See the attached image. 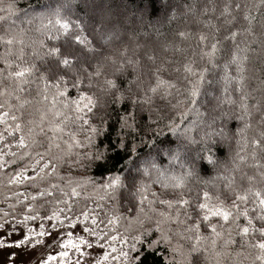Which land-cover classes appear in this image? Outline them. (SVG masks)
Masks as SVG:
<instances>
[{"label":"snow or ice","instance_id":"6c2138e0","mask_svg":"<svg viewBox=\"0 0 264 264\" xmlns=\"http://www.w3.org/2000/svg\"><path fill=\"white\" fill-rule=\"evenodd\" d=\"M114 2L78 0L76 5H72L65 0L50 13L56 17L54 21L49 20L54 33L49 31L46 39L35 35L39 29L0 27V44L4 45V53L0 57L3 64L0 67V175L6 178L7 186L24 188L23 192L11 193L17 198L15 203L8 204L7 211L0 209V249L35 251L45 246L59 249L55 254L48 252L36 264H52L58 258L59 264H109V261L113 264H145L147 256L155 248L165 243L172 246L174 234L161 229L162 222L170 221L183 225L185 235L181 239L194 241L186 251L181 246L182 264H208V248L201 244L208 237L202 236L200 229H211L212 236L219 237L227 224L236 225L243 235H248L250 230L253 238L259 234L260 239L252 246L260 250L261 254L256 259L264 264V191L252 187L253 176H246L249 186L241 191L232 172L214 151L228 144L234 135L239 136L253 127L251 121L254 117H257L258 131L250 141L253 158L257 149L264 151V101L244 90L245 76L242 73L248 56L239 54L254 50L247 47L233 50L224 65L225 68L235 65L237 75L229 83L235 82V92L240 101L236 103L229 98L228 109L224 107L225 101L212 92L206 94L208 100L199 106L197 97L201 95L200 84L207 69L193 71L192 66L186 63L185 72L197 77L189 96L191 105H197L196 115L200 123L192 129L185 128L183 132L180 131L182 126L175 122L163 128L158 126L156 136H163L166 128L176 134V140L167 144L163 140L159 144L150 142L153 143L154 154L150 152L145 158H140L136 145H129L126 139L137 133L138 111H144V105L150 103L152 96L160 94L166 97L171 94V89L176 88L175 83L161 75L165 68L163 63L157 66L159 53L172 49L174 38L189 37L190 33L180 24L190 17L219 32L210 17L201 19L215 13L217 4L215 0H142V6L125 14L113 8ZM260 5H264V0H258L256 6ZM14 6L9 5V8ZM240 9L239 0L234 6L232 0H228L217 18L223 17V22L231 25L236 20L232 13ZM249 15L245 11L243 19L251 23ZM2 19L5 17H0ZM238 31L232 30L223 39L235 44ZM246 31L250 32V29ZM197 39L201 45V59L207 58V62L215 67V58L222 50L221 41L213 34L209 44V37L203 32ZM26 48L32 50L26 51ZM175 50L180 51L178 47ZM33 83L43 85L45 102L48 101L46 93L49 89H55L53 101L60 98V107L52 106L55 123H48L47 110L36 109L35 116L25 114L24 108L31 102H21L20 94L26 91V85ZM260 85L264 86V79L260 80ZM73 91L75 95H71ZM227 91L225 88L224 92ZM37 95H40L39 91ZM250 99L253 100L251 104ZM61 108L67 109L68 114ZM119 108L124 109V114L117 116L122 135L115 147L130 152L131 167L123 175H110L99 184L105 192L100 200L109 203L111 208L99 202L92 207L88 196L81 204L84 189L70 173L62 174L61 166L67 163L77 171H87L101 167V162L106 164L107 149L101 151L94 140L104 133L111 113ZM233 120L243 124L235 133L230 127ZM152 123L158 125V121L153 120ZM69 124L76 131L69 129ZM65 132L71 137V146L79 149L74 156H68L62 150L59 143L62 136L56 135ZM77 133L84 134L82 140L77 138ZM244 139L247 146L249 141ZM192 145H196L195 150ZM131 155H137V159L132 160ZM236 155L241 161L245 159L239 153ZM206 166L212 169L224 167L228 174L218 177L224 181V193L217 190L212 195L202 190L195 200L186 197L183 189L187 182L198 178L197 170H205ZM177 167L179 174L175 171ZM254 167L264 179L259 161ZM86 183L96 187L94 180L88 179ZM157 186L159 191H153ZM169 189L176 198H163ZM177 189L180 190L178 193ZM157 203L167 209L177 206L175 218L170 212H158L154 207ZM17 205L22 209L20 212L16 211ZM122 207L129 216L134 211L137 213L134 219L139 230L138 234L131 236L132 243L120 235L117 228L119 225L127 232L132 223L129 216L120 211ZM100 210H103V216ZM241 217L246 221L244 227L237 223ZM254 220L260 221L261 226L257 227ZM37 221L40 223L36 227H29V222L36 224ZM153 224L155 231L152 230ZM157 232H162L160 237L151 239ZM13 235L18 238L11 239ZM118 236L119 243L125 246L120 249L115 247ZM143 238H148L149 242L142 254L137 242L143 244ZM212 244L215 246V239ZM97 248L101 249L98 256L93 255ZM106 248H110L111 253ZM172 251L175 253L177 249L172 248ZM17 256V251L9 253L7 264H15ZM27 264L33 262L29 260Z\"/></svg>","mask_w":264,"mask_h":264},{"label":"trees","instance_id":"16d2710c","mask_svg":"<svg viewBox=\"0 0 264 264\" xmlns=\"http://www.w3.org/2000/svg\"><path fill=\"white\" fill-rule=\"evenodd\" d=\"M125 1L133 8L142 5V0ZM64 2L65 0H0V9H2L0 10V17H5V19L0 20V27L6 28L11 26L14 29H39V32L35 33V35L41 39H46V35L49 31L54 33V29L52 28V25L49 24V20L54 21L56 17L50 15V13L52 10L56 9L59 4ZM69 2L72 5H76L78 0H69ZM239 2L241 4L240 11H234L232 13L236 16V20L233 24L227 25L218 18H211L215 27L219 29V32H215V29L212 26L205 27L203 23H198L194 18L190 17L186 20L188 23L186 24V27H182V22L180 24V27L190 33L189 37L186 39L176 37L172 49L167 52L159 53L157 66H159L160 63H163L165 68V71H163L161 75L165 80L175 83L176 88L171 89V94L166 97L160 94L152 96L150 103L144 105V111H138L136 117L139 125L137 133L127 136L126 139L129 145L133 143L136 145L137 155L140 158H145L150 152L154 154L153 143L159 144V142L163 140L167 144L170 141L174 142L176 140V134L169 132L166 128L164 129L163 136H156L155 131L158 129V126L163 128L164 125H167L170 122H175L177 125L182 126L180 131L183 132L185 128L192 129L195 125L200 123L199 118L196 115L197 105H191V97L189 96V92L193 84H195L197 77L185 72L184 65L186 63L192 66L193 71L207 69L205 79L200 84L201 95L197 97L199 106L205 104V101L208 100L206 94L212 92L214 96L225 101L224 107L225 109H228L229 105L227 101L229 98L235 100L236 103H239L240 101L239 95L235 92V82L232 81L229 83L231 78L237 75L235 65H229L227 68H225L224 65L230 59V54L233 50L239 51L246 47L250 48L254 51L239 53L240 55L248 56V60L244 64L245 72L242 73L245 76L244 90L248 92L250 96H254L257 99L264 101V86L260 85V80L264 79V5L254 7L249 0H239ZM9 5L15 6L9 8ZM245 11L250 14L249 18L251 23L243 19ZM65 15L67 16L68 13H65ZM23 18L25 19V22L22 20ZM72 19H75V17L73 16ZM202 19L207 20L205 17ZM229 19H231V17H229ZM246 29H250V32L246 31ZM232 30H239L235 44H233L231 40L223 39L224 36ZM201 32L208 35L209 44L212 42L213 34H215L222 43V50L217 54L214 61L216 65L215 67L207 62V58L201 59L202 50L197 39L198 34ZM27 42L28 41H26V43ZM117 47H119V45H117ZM176 47H178L180 51H176ZM25 50L31 51L32 49L26 48ZM3 53L4 45L0 44V57H2ZM0 67H3L2 63H0ZM257 69H259V71H257ZM225 88L228 89L227 93L224 92ZM25 89L26 91L20 94L21 102L24 100L31 102L24 108L25 114L32 113L35 116L37 115L35 111L36 109L47 110L46 119L48 123H55L56 121L52 114V106L55 105L59 108L62 103L59 97L53 101L52 97L55 95V89H49L47 91V102L43 100L45 92L42 84L37 85L33 83L31 85H26ZM254 89L256 91H253ZM38 91L40 92V95H37ZM92 91L97 90L93 89ZM97 94L99 93L97 92ZM71 95H75V92L73 91ZM252 102L253 100L250 99L249 103L251 104ZM13 103H16V101H13ZM60 110L65 114H68L67 109L61 108ZM181 113H184V115H181ZM123 114V108H119L118 111L112 112L111 119L109 124L105 126L104 133L99 137H96L94 140V143L100 147L101 151L107 149L105 153L108 158L106 164L101 162V167H94L87 171H77L67 163L61 166L62 174L70 173L73 179L79 182L84 189L80 197L81 204L86 202L84 197L88 196L91 198L92 207H95L96 203L99 202L104 203L107 208H111L109 203L100 200V197H103L105 192L99 188V184L110 175H123L131 167L129 163L130 152L126 149L115 147V145L119 143V138L122 135L120 132V126L117 123V116ZM256 118L257 117H254L251 121L253 127L242 132L244 133L243 136L240 137L234 135L228 144L221 147L218 151L214 150L216 151V155L220 157L222 164L232 172V175L236 179V186L241 191L249 186L246 176L254 177V180L251 182L253 188L264 191V179L258 175L257 169L254 167L257 161H259L261 165L260 171H264V151L257 149L256 157L254 159L252 156L253 149L250 143L251 139L257 136L258 127L255 124ZM153 120L158 121V125L152 123ZM230 127L232 128L233 133H235L237 127L242 128L243 124H238L237 121L233 120L230 121ZM69 129L76 131L71 124H69ZM56 135L62 136L59 143L61 144L62 150L67 153L68 156H74L75 153L79 151V149L71 146V137L67 135V132L56 133ZM83 135L84 134L82 133H77V138L82 140ZM244 138H247L249 141L247 146H245ZM238 140L239 143H237ZM192 148L195 150L196 145H192ZM241 149L243 150L241 151ZM237 153L244 156L245 159L243 161L239 160L236 155ZM137 155H131V159L136 160ZM164 163L165 166H167L166 159ZM175 171L179 174L180 169L177 167ZM197 171L198 178L189 180L187 182V187L183 189L186 197L190 196L195 200L197 194L202 190H207L212 195H215L217 190L222 194L224 193V181L218 178L221 174H228L224 171V167L212 169L210 166H206L205 170L198 169ZM88 179L96 182L95 188L86 183V180ZM0 181H3L0 182V209L7 211L8 204L15 203L17 198L16 196L11 195V193L23 192L24 188L7 186L6 178L2 175H0ZM201 181H207L208 183L204 184L201 183ZM152 190L159 191V187L157 186ZM175 191L178 193L180 190L177 189ZM6 197H10V199H5ZM163 198L174 199L176 197L174 196L173 191L169 189L168 194ZM20 199L23 200V196H21ZM154 207L158 212H170L173 218H175L177 206L174 205L173 209H167L165 206H161L157 203ZM21 210V207L17 205L16 211L20 212ZM100 211L103 216V210ZM120 211L123 212L125 216H129V213L124 207H122ZM150 214L155 215L154 213ZM250 215L254 216L255 213H250ZM136 216L137 213L135 211L129 216L132 223L127 232H125L124 228L119 225L117 226L120 235H124L125 238L129 240V243L133 242L131 236L138 234L139 225L134 219ZM140 218L143 219L142 216ZM181 219H183V217H181ZM39 223L40 221H37L36 224L29 222V227ZM121 223L125 222L122 221ZM213 223H216L215 219H213ZM237 223L240 227L246 226V221L243 217H241ZM253 223L257 227L261 226L260 221L254 220ZM161 229L162 232L171 231L174 234L172 246L169 247L166 243L158 246L153 250L152 254L147 256L145 264H182L183 257L180 254L181 246L183 247V250L186 251L189 244L194 241L181 239V236L185 235L182 231L183 225L164 221L161 223ZM152 230L155 231L154 224ZM162 232H157L155 236L151 237V239H158ZM200 232L202 236L208 237V239H203L201 241L202 246L208 248V264H261V262L256 259L261 252L258 248L252 246L257 239H260L258 233L255 238H253L251 230L248 235H243L239 233L236 225L229 226L227 224L219 237H213L211 229L205 227H202ZM176 233L179 234L177 235ZM112 234L117 235L116 232H113ZM213 239H215V246L212 244ZM148 242V238H143V244L137 242V247L141 249L142 254L144 247H146ZM115 247L117 249L125 247L119 243V236L115 242ZM172 248H176L177 251L173 253ZM106 249L111 253L110 248ZM112 255H116V253H112Z\"/></svg>","mask_w":264,"mask_h":264},{"label":"rangeland","instance_id":"374dc122","mask_svg":"<svg viewBox=\"0 0 264 264\" xmlns=\"http://www.w3.org/2000/svg\"><path fill=\"white\" fill-rule=\"evenodd\" d=\"M250 3L254 6L257 7L256 5L258 4V0H249ZM216 4H217V9L215 13H210L208 17H205L206 19L210 18H216L219 16V12L221 10V7L224 3H227L228 0H215ZM236 2V0H232V3L234 4ZM139 6V5H138ZM137 6V7H138ZM142 6V5H141ZM137 7H131V5L127 4V2L125 0H115L114 4H113V8L117 11V12H121V13H125V14H130L131 12L135 11ZM193 18V17H192ZM204 18V17H203ZM195 21H197L196 18H194ZM202 19V18H201ZM222 22L224 20L223 17L219 18ZM22 20L25 19L23 18ZM190 20V19H189ZM183 28L186 27L187 21H183ZM185 25V26H184ZM188 26V25H187ZM176 38L173 39V42H175ZM264 53V52H263ZM263 55V54H262ZM244 133H240V137L243 136ZM238 138V137H237ZM235 149V148H234ZM237 169V168H235ZM147 208V206H146ZM38 225V224H37ZM37 225L31 226V227H36ZM18 237L16 235H13L11 237V239L15 240ZM107 250V249H105ZM13 251H17L18 252V256H17V260L15 262V264H21V261L24 262V264H27V262L29 260H31L33 262V264H36V261H39L43 256H45L48 252H52V254H55L56 252L59 251L58 248H54V249H49L46 246L45 247H41L36 249L35 251L29 249L28 251H24V250H18V249H14V248H4V249H0V264H7V257L9 255V253L13 252ZM108 251V250H107ZM101 254V249L97 248L94 250L93 255H100ZM52 264H59V258L56 261H53ZM109 264H113L111 261H109Z\"/></svg>","mask_w":264,"mask_h":264}]
</instances>
